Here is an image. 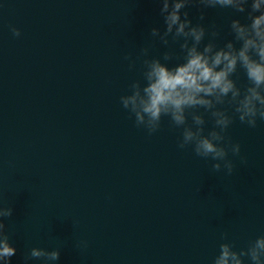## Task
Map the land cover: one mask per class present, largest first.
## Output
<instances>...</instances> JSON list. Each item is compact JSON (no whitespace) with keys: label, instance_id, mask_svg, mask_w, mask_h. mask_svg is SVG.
<instances>
[{"label":"water","instance_id":"obj_1","mask_svg":"<svg viewBox=\"0 0 264 264\" xmlns=\"http://www.w3.org/2000/svg\"><path fill=\"white\" fill-rule=\"evenodd\" d=\"M159 8L157 0H0V205L12 209L3 221L12 264L32 247L58 250L55 264H212L220 243L246 250L264 235V121L249 127L232 105H217L231 117L225 140L240 145L228 153L229 174L191 145L178 148L182 127L168 116L149 133L120 103L133 80L143 84L141 49L162 63L169 52L170 66L182 61V38L169 34L164 45L151 36L164 31ZM248 10L193 0L181 13L204 26L202 48L232 39L230 20L247 23ZM232 78L247 86L242 70ZM192 112L207 135L211 116L187 109L188 125Z\"/></svg>","mask_w":264,"mask_h":264},{"label":"clouds","instance_id":"obj_2","mask_svg":"<svg viewBox=\"0 0 264 264\" xmlns=\"http://www.w3.org/2000/svg\"><path fill=\"white\" fill-rule=\"evenodd\" d=\"M192 2L157 0L164 31L161 33L152 28L151 36L164 45L169 43V34L174 42L182 38L179 44L182 61L170 66L166 63L170 59L169 52L164 53L165 62L162 63L156 57L147 58V49H141L145 55L143 84L133 80L128 93L119 99L122 107L134 116L135 124L143 126L149 133L159 127L162 116H168L175 126L182 127L178 148L191 145L197 156L211 158L213 170L223 167L230 174L233 163L227 158L228 153L239 154L240 145L225 140L223 133L231 123V117L217 105L225 102L232 105L239 121L249 127H255L257 119L264 121V0H196L205 7L231 8L238 13L245 12L246 6L249 9L247 23L230 20L232 39L226 40L223 46L210 40L202 48L204 26L192 24L186 11L181 13V9ZM203 18L201 13L200 19ZM10 30L13 36L20 35L19 29L12 27ZM218 35L215 30L210 32L213 38ZM234 42H238L239 47ZM129 67H132L131 62ZM238 69L247 80L243 89L232 78ZM196 107H202L212 118L213 127L207 135L203 134L205 121L202 115L192 112V125L186 124V110ZM11 215V208L0 205V264H12L11 257L16 254L3 222ZM245 256L252 264H264V235L257 236L246 250L236 251L229 243H220L212 264H244L242 257ZM33 258H43L41 264H55L60 253L56 249L47 251L32 247L24 264H29Z\"/></svg>","mask_w":264,"mask_h":264}]
</instances>
